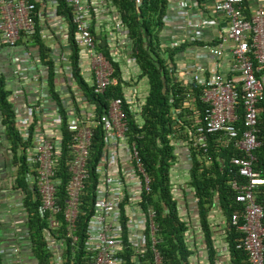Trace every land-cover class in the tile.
Instances as JSON below:
<instances>
[{
  "label": "built area",
  "instance_id": "built-area-1",
  "mask_svg": "<svg viewBox=\"0 0 264 264\" xmlns=\"http://www.w3.org/2000/svg\"><path fill=\"white\" fill-rule=\"evenodd\" d=\"M63 1L71 12L78 56L83 54L89 59L90 72L94 77L91 91L100 94L115 80L109 63L94 48L95 42L89 31V0ZM48 3L49 0H0V43L12 47L20 39L31 38L39 18L40 21L45 19L39 10H45ZM212 3V11L223 15L227 26L212 41L202 43L201 48L204 55L215 61L229 55L230 76L216 68L208 69L205 64L189 65L186 79L182 82L199 87L198 98L203 108L200 112L193 109L190 112L192 129H187V133L193 145L204 143L205 136L209 134L215 135L221 148L232 147L240 152L228 159L229 171L234 175L227 183L234 192V202L241 207L230 214L229 221L239 233L235 248L244 251L247 264H264V209L254 197V189L264 179L253 168V152L259 146L256 128L258 104L264 99V75H257L264 63V7L257 4L246 14L242 0H212ZM176 7L177 10L196 9L199 4L197 0H180ZM171 19L166 13L162 17L164 23ZM192 25V38L198 40L209 21L194 19ZM57 56L69 68L67 55L59 53ZM65 74L72 78L71 71H65ZM56 93L64 97L69 95V90L61 88ZM187 97L183 106L191 103ZM83 103L90 109H72L71 115L65 118L67 143L63 154L60 153L62 124L58 114L50 119L51 129L43 132L36 128L43 125L41 118L31 129L30 121L21 117L20 107H15V128L25 144L26 161L30 166L26 181L39 200L37 216L46 222L49 230L59 229L63 223L62 235L64 233L63 237L72 244L76 241L75 219L80 211L81 197L88 195L90 203L84 227L86 258L83 264H167L155 246L154 211L148 206L145 209L141 207V194L148 190V177L134 142L127 139L122 99L112 98L99 115L94 113L90 103ZM40 108V105L34 106L36 112ZM128 109L131 112L129 106ZM136 111H139L138 107ZM96 127L101 129V146L91 156V139ZM61 157L66 173L63 185L59 176ZM87 185L90 186L88 191ZM60 238L51 239L53 264H62Z\"/></svg>",
  "mask_w": 264,
  "mask_h": 264
},
{
  "label": "trees",
  "instance_id": "trees-1",
  "mask_svg": "<svg viewBox=\"0 0 264 264\" xmlns=\"http://www.w3.org/2000/svg\"><path fill=\"white\" fill-rule=\"evenodd\" d=\"M106 1L115 9L119 23L130 42V55L138 71L131 82L134 83L140 78L146 80V93L138 104L137 118L130 112L128 103L124 100L119 84L118 62L112 59L106 45H97V50L101 51L111 66L112 77L116 79V82L109 84L102 93L93 94L91 88L84 83L79 74V48L74 42V25L71 21L70 9L63 0H55V13L61 15L67 25L66 37L69 47L67 59L72 78L80 87L86 101L92 105L94 113L99 115L104 112L112 98L119 97L122 99V107L126 113L128 127L126 136L128 141L134 142L141 165L148 177V190L141 194V207L145 209L148 206L154 211L153 224L156 228V249L164 263L190 264V257L195 253L193 246L190 247L186 242V235L191 224L180 219L179 212L180 209L187 208L188 199H192L207 264H216L214 232L208 218L209 211L215 205L224 218L223 238L228 251L229 263L247 264L244 251L235 248L239 233L229 221L230 214L240 210L241 207L234 202V192L227 183L234 175L233 172L229 171L228 159L231 155H239L240 152L235 151L232 147L221 148L218 146L215 135L207 134L205 142L197 145H193L191 138L188 137L187 129H192L193 121L190 112L192 109L200 112L203 105L198 98L200 93L198 86L194 83L183 84L181 80H174L173 56L189 43H183L177 47L167 46L163 50L159 48L158 33L163 26L162 17L167 10V0ZM246 2L247 0H242L243 7H246ZM36 45L37 51H40L41 55L44 54V47L39 43ZM46 64L50 70L49 60ZM47 75L48 84L51 85V75ZM257 75H264V63ZM49 91L58 102V94L53 92L50 86ZM8 95L9 91L4 88L0 80V125L3 127V133L10 150L11 188L19 189L22 194L21 206L25 213V227L33 264H53L50 247L53 237H61L62 264H83L86 258L83 250L84 227L90 197L85 194L81 197L80 211L75 219L74 234L76 241L74 243L71 244L68 238L63 237V223L56 230L46 228V222L40 219L36 213V207L39 203L36 192L26 181L29 163L26 161L25 144L21 142L15 129L14 113L11 103L7 100ZM187 96L190 97L191 103L188 106H183L182 103L186 101ZM58 106L59 110L62 111L63 108L60 104ZM258 106L256 128L259 146L253 152L255 157L253 168L264 179V166L262 165L264 158V99L259 102ZM176 109L177 112H175ZM61 113L63 115V112ZM64 119L63 116L60 143V153L62 154L67 143ZM100 134L101 129L96 127L91 139V156L100 149ZM176 143L180 149L184 148L188 154L187 162H185L187 181L176 186L177 198L178 196L182 198L181 203L173 196L169 174L170 167L176 162ZM63 163L64 159L61 157L59 176L62 185L66 180ZM90 179H93L91 171ZM86 189L88 191L90 186L87 185ZM61 197L62 195L59 199ZM254 197L255 202L264 209V182L254 189ZM127 250L129 249L126 248ZM0 264H3L1 254Z\"/></svg>",
  "mask_w": 264,
  "mask_h": 264
},
{
  "label": "crops",
  "instance_id": "crops-1",
  "mask_svg": "<svg viewBox=\"0 0 264 264\" xmlns=\"http://www.w3.org/2000/svg\"><path fill=\"white\" fill-rule=\"evenodd\" d=\"M179 1L180 0H167L166 15L171 16L172 19L166 23L163 22V26L158 33V45H163L162 48L159 46L161 50L167 46L177 47V45L189 43L185 48L173 56L175 65V71L173 72L174 80L184 81L188 74L186 70L190 69L189 65L192 63L205 64L208 69L216 68L220 73L230 76L228 73L231 63L229 55L225 54L218 61H215V59H212L210 56L204 55V51L201 48L202 43H209L216 37L219 31L226 28V18L220 13L212 11V0H197L199 7L196 9L188 7L184 10H177L176 6ZM89 4V31L95 42L94 48L101 53V51L97 50V45L105 44L112 59L118 62L119 84L123 96L130 102L128 106L134 117L137 118L138 111H136V109L144 96L142 95L141 98H138L136 94H128L126 90L128 85L131 86L138 83L137 81L134 83L131 82L138 71L130 55V42L125 36L123 28L121 27L122 25L119 23L120 21L116 15L115 9L108 5L106 0H89ZM257 4L264 7V0H247L246 7H244L245 13L249 14L250 9L254 8ZM55 5V0H49L46 9L39 10V14L45 17V19L40 21L41 18H39V24L34 33L35 35L31 38L26 40L20 39L12 47L0 43V80L4 88L9 91L7 100L11 103L13 113L15 115V107H20L19 113L22 118H27L30 121L31 129L33 125H36V120L41 118L43 120V125L40 127L37 126L36 128H39L43 132H47V129H51L50 119L56 114H58L62 120L63 116L66 118L71 115L72 109L78 110V107L90 109L87 105L83 106V102H86V98L78 84L73 78L66 77L67 74H65V71H70L69 68L58 60L57 55L59 53H64L68 57L69 47L66 37L67 25L61 15H57L55 11L53 12ZM54 15H57L56 19ZM194 19L205 22L209 21V25L201 30V35L198 40L192 38V20ZM37 43L44 47V54L41 55V52L37 51ZM36 56H38L37 59ZM47 60H49L51 64L50 70L46 64ZM119 60L122 62L121 64ZM89 65L88 57L81 54L78 57L79 74L84 83L91 88L94 77L92 72H90L92 70ZM206 72L207 71H205V74ZM47 74L51 75V85L48 84ZM45 79L47 82L43 83ZM142 79L143 78H140L139 80ZM114 80L116 82L115 78ZM49 86L55 93L58 89L67 88L69 90V95L64 97L58 95L57 102L50 94ZM59 104L63 108L62 111L58 108ZM35 105L41 106L38 112L34 110ZM64 105H66V107H64ZM61 112H63V115ZM3 131V127L0 125L1 259L3 264H33L25 227V213L21 206L22 194L19 189L11 188V169H9L10 150ZM175 149V159L177 162V155H182V153H186V151L183 148L179 149L181 152H177V143ZM187 155L186 153L184 156L187 158ZM181 158L183 159V157H180V159ZM185 162H187V159L183 163L185 164ZM180 164H182V162ZM173 196L176 200H179V203L182 202V198L179 196L177 198V190ZM194 207L192 199H188L187 208L180 209L179 212L180 219L191 224L189 232H187L186 235L187 244L190 247L193 246L195 249V253L191 256H194V260L191 259L190 264H199V262H201V260H198V251L202 256L201 258L204 260L203 264H207L204 250H199L198 248L199 243L203 247V240L199 231L196 214L194 213ZM213 212H220L216 205L213 206L208 213V218L214 232L213 239L216 249V264H230L225 242L221 245L217 243L224 237L223 221H218V216L213 218ZM221 217L223 216L221 215ZM213 219L215 220L213 221ZM222 220H224V218ZM222 240H224V238Z\"/></svg>",
  "mask_w": 264,
  "mask_h": 264
},
{
  "label": "rangeland",
  "instance_id": "rangeland-1",
  "mask_svg": "<svg viewBox=\"0 0 264 264\" xmlns=\"http://www.w3.org/2000/svg\"><path fill=\"white\" fill-rule=\"evenodd\" d=\"M160 46V48H162V44H160L159 45ZM114 58H115V56H114ZM116 59V58H115ZM119 63L121 64L122 62H120V60H119ZM124 65V64H123ZM122 66V65H121ZM124 70V69H123ZM138 83L136 84H133V85H128L127 86V88H126V90H127V92H128V94L130 93V94H136L137 96H138V98H141V96L143 95L144 96V94H145V92H146V87H147V84H146V80L143 78L142 80H138L137 81ZM124 98H125V96H124ZM143 98V97H142ZM138 114V113H137ZM180 149V147L177 145V152H181V150H179ZM186 153H182V155H177V162L175 163V165L173 166H171L170 167V169H169V174H170V181H171V185H172V187H171V191H172V193L174 194L175 193V191L177 190V185H181L183 182H186L187 181V166H186V164H184L183 162L184 161H186V157L184 156ZM183 157V159H184V161H183V159L181 158L180 159V157ZM182 162V164H180ZM175 166H177V167H175ZM28 170H30V166H29V169ZM177 173V174H176ZM178 200V199H177ZM179 201V200H178ZM213 218H216L217 216V220L218 221H223L222 219H223V217H221V214H220V212H213ZM215 219H213V221H214ZM223 239V238H222ZM220 240V241H218L217 243L219 244V245H221L223 242H224V240ZM198 248H199V250H204L203 249V247H202V245L199 243V245H198ZM203 255V254H202ZM222 255H224V254H222ZM197 256H198V260H201V262H199V264H203L204 263V260H203V258H201L202 256H201V254L199 253V251H198V253H197ZM194 257V256H193ZM193 257H191L190 258V260L192 259V260H194V258Z\"/></svg>",
  "mask_w": 264,
  "mask_h": 264
}]
</instances>
